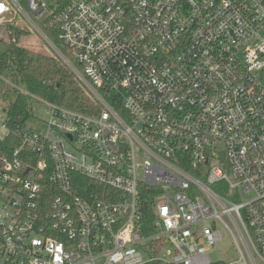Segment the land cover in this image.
Listing matches in <instances>:
<instances>
[{
	"label": "built area",
	"instance_id": "obj_1",
	"mask_svg": "<svg viewBox=\"0 0 264 264\" xmlns=\"http://www.w3.org/2000/svg\"><path fill=\"white\" fill-rule=\"evenodd\" d=\"M11 27L91 112L0 74V264H225L222 231L229 264H264V0H0ZM17 95L43 132L8 128Z\"/></svg>",
	"mask_w": 264,
	"mask_h": 264
},
{
	"label": "trees",
	"instance_id": "obj_2",
	"mask_svg": "<svg viewBox=\"0 0 264 264\" xmlns=\"http://www.w3.org/2000/svg\"><path fill=\"white\" fill-rule=\"evenodd\" d=\"M45 32L53 39L57 47L65 51L55 38V31L45 29ZM28 33L25 28H10L9 43L6 44L5 50L0 52V74L10 78L12 82L38 99L66 109L90 113V102L62 62L52 56L37 53L19 45L20 37ZM30 116L29 99L17 95L7 110V126L11 131L23 128ZM7 144L13 146L17 144V140L11 137L7 140ZM76 180L79 179L76 178ZM80 184L83 189L78 190L77 193L85 198L91 190L98 194H102V191L111 192L85 180L80 179L79 186Z\"/></svg>",
	"mask_w": 264,
	"mask_h": 264
},
{
	"label": "rangeland",
	"instance_id": "obj_3",
	"mask_svg": "<svg viewBox=\"0 0 264 264\" xmlns=\"http://www.w3.org/2000/svg\"><path fill=\"white\" fill-rule=\"evenodd\" d=\"M21 28V27H20ZM23 28V27H22ZM24 29V28H23ZM25 30H27L25 28ZM29 33L20 37L19 45L30 49L37 53L46 54L51 56L49 51H47L42 44L41 40L38 39L37 34L34 31H29ZM10 34L8 30H4L0 33V52L4 51L6 44L9 43ZM47 109L42 102H37L36 100L31 101V116L27 121V128L38 133L43 132L45 129V121L47 120ZM222 240L218 243L215 252L210 255L211 260H221L225 264L232 263L236 261L237 254L233 248V245L230 241L229 235L225 232H221Z\"/></svg>",
	"mask_w": 264,
	"mask_h": 264
}]
</instances>
